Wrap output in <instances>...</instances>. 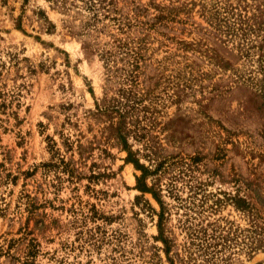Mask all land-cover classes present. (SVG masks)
Here are the masks:
<instances>
[{
  "label": "rangeland",
  "instance_id": "rangeland-1",
  "mask_svg": "<svg viewBox=\"0 0 264 264\" xmlns=\"http://www.w3.org/2000/svg\"><path fill=\"white\" fill-rule=\"evenodd\" d=\"M0 264H264V0H0Z\"/></svg>",
  "mask_w": 264,
  "mask_h": 264
}]
</instances>
